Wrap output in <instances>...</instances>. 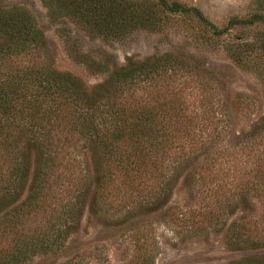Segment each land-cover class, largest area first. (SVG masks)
<instances>
[{
	"label": "trees",
	"instance_id": "16d2710c",
	"mask_svg": "<svg viewBox=\"0 0 264 264\" xmlns=\"http://www.w3.org/2000/svg\"><path fill=\"white\" fill-rule=\"evenodd\" d=\"M42 1L51 12L84 22L104 36L158 22L153 7L144 0ZM157 1L164 11L195 13L211 25L196 8ZM260 20L264 15L253 14L249 19H233L229 25ZM0 31L5 40L0 43V61L7 71L0 74V214L12 211L5 225H21L35 210L46 211L50 203L59 206L53 208L55 221H72L84 207L82 198L92 184L95 205H105L106 211L120 209L125 199L137 202L146 196L145 202L156 197L158 205H163L167 197L161 195L170 192L172 179L176 181L187 168L196 176L197 190L209 195L201 200L220 197L215 201L219 207L207 202L202 211L186 215L192 223L218 219L221 204H230L225 183L217 181L220 176L243 175L236 187L244 210H254L253 196L264 200V133L255 125L233 136L226 111L189 109L169 81L168 69L177 73L185 68L172 57V61L169 56L129 60L89 90L79 78L47 62L10 71L8 61L15 56H48L42 33L25 9H3ZM193 75L206 79L199 70ZM237 101L240 106L244 103ZM233 137L236 142L227 145ZM250 138L258 142L247 143ZM79 142H83L80 148ZM259 145L263 153L256 152ZM245 157L251 164L258 163L252 167L241 162ZM250 212L229 228L227 241L241 255L227 264H264V254H259L264 233L256 227L263 213ZM50 243L59 246L58 236ZM144 243H136L140 251ZM11 249L0 264H9L27 251L20 245Z\"/></svg>",
	"mask_w": 264,
	"mask_h": 264
},
{
	"label": "rangeland",
	"instance_id": "374dc122",
	"mask_svg": "<svg viewBox=\"0 0 264 264\" xmlns=\"http://www.w3.org/2000/svg\"><path fill=\"white\" fill-rule=\"evenodd\" d=\"M167 1L198 9L211 25L195 13L167 12L157 0H144L153 7L158 22L104 36L84 22L51 12L42 0H0V13L8 8H23L29 13L42 33L43 49L48 52V56H12L13 60L8 61L12 66L10 71L15 72V66L19 65L47 62L58 71L70 72L90 90L103 83L110 71L129 60L141 62L146 58L169 56L175 64L185 67L177 73L168 69V74L169 81L175 85L174 92L183 96L189 109L226 111L233 136L255 125L264 133V20L229 25L233 19L264 15V0ZM4 42L0 31V43ZM188 67L192 72L188 73ZM194 70L203 72L206 79H198L193 75ZM3 73L7 71L0 61L1 76ZM141 94L137 93L136 99ZM237 100L244 101L243 105H238ZM236 140L233 137L227 145H233ZM246 142L254 145L258 141L250 138ZM77 145L80 148L83 142ZM261 150L263 153L259 145L256 152ZM80 157L83 159L82 152ZM241 162L252 167L258 163L251 164L248 157ZM178 175L176 181L172 179L170 192L161 195L167 197L163 205H158L156 197L145 202L146 196L137 202L125 199L120 209L106 211L105 205H95L92 184L82 198L84 207L72 221L70 218L55 221L53 208L59 209V206L50 203L46 211L35 210L21 225L12 227L5 225L12 216L8 209L7 213L0 214V260L15 245L27 251L9 264H227L238 258L241 252L227 240L230 226L250 212L242 208L236 187L243 175L219 177L217 181L225 183L228 189L225 196L229 197L230 204H221L218 219L196 223L186 215L202 211L207 202L219 207L215 201L220 197L201 200L209 195L197 190L196 176L190 168ZM252 199L255 205L250 213H263L256 226L263 234L264 200L254 196ZM102 215L111 218L108 220ZM55 236L59 246L50 243ZM141 242H145L143 251L136 246ZM146 254L148 259L144 261ZM259 254H264V248H260Z\"/></svg>",
	"mask_w": 264,
	"mask_h": 264
}]
</instances>
